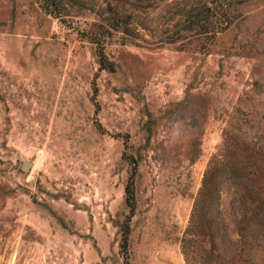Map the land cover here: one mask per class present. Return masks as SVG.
I'll list each match as a JSON object with an SVG mask.
<instances>
[{
    "label": "rangeland",
    "instance_id": "374dc122",
    "mask_svg": "<svg viewBox=\"0 0 264 264\" xmlns=\"http://www.w3.org/2000/svg\"><path fill=\"white\" fill-rule=\"evenodd\" d=\"M0 264H264V0H0Z\"/></svg>",
    "mask_w": 264,
    "mask_h": 264
},
{
    "label": "trees",
    "instance_id": "16d2710c",
    "mask_svg": "<svg viewBox=\"0 0 264 264\" xmlns=\"http://www.w3.org/2000/svg\"><path fill=\"white\" fill-rule=\"evenodd\" d=\"M124 190L125 192H127V195H126V200L128 199V202L130 204V206L133 205V188H132V185H131V181H128L124 187ZM127 231H128V228H127V225H125V227L122 229V245L125 246L126 244V234H127Z\"/></svg>",
    "mask_w": 264,
    "mask_h": 264
},
{
    "label": "water",
    "instance_id": "95a60500",
    "mask_svg": "<svg viewBox=\"0 0 264 264\" xmlns=\"http://www.w3.org/2000/svg\"><path fill=\"white\" fill-rule=\"evenodd\" d=\"M30 165V161L28 159L22 160L20 167L22 170H27Z\"/></svg>",
    "mask_w": 264,
    "mask_h": 264
}]
</instances>
